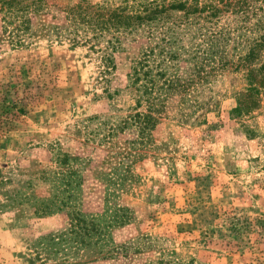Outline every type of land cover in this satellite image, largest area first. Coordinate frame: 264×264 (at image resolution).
Listing matches in <instances>:
<instances>
[{"label":"rangeland","instance_id":"1","mask_svg":"<svg viewBox=\"0 0 264 264\" xmlns=\"http://www.w3.org/2000/svg\"><path fill=\"white\" fill-rule=\"evenodd\" d=\"M0 9V264H152L169 255L264 264V94L233 118L242 72L202 87L201 108L163 119L155 148L126 167V145L85 140L135 106L123 88L125 55L104 74L88 46L49 41L52 6L43 33L13 46L16 22L5 29ZM105 87L123 89L110 96Z\"/></svg>","mask_w":264,"mask_h":264},{"label":"trees","instance_id":"2","mask_svg":"<svg viewBox=\"0 0 264 264\" xmlns=\"http://www.w3.org/2000/svg\"><path fill=\"white\" fill-rule=\"evenodd\" d=\"M0 3L5 29L16 22L8 31L13 46H24L34 34L43 33L42 16L52 6L55 13L44 33L49 41L88 46L101 55L104 74L112 73L118 56L125 55L129 65L123 88L133 92L135 106L125 116L99 122L97 129L86 131L85 140L126 145L118 152L119 163L126 167L155 148L152 133L163 119L176 114L187 119L191 109L201 108L199 90L226 70L242 72L245 80L235 94L233 118L251 113L264 94V0H78L63 6L50 0ZM110 88L103 89L110 96L123 89L115 87L110 92ZM152 264L203 263L169 255Z\"/></svg>","mask_w":264,"mask_h":264}]
</instances>
